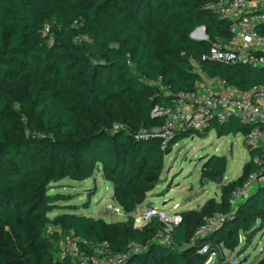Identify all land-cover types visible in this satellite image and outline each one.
<instances>
[{"label":"trees","instance_id":"trees-1","mask_svg":"<svg viewBox=\"0 0 264 264\" xmlns=\"http://www.w3.org/2000/svg\"><path fill=\"white\" fill-rule=\"evenodd\" d=\"M211 1L0 0V264H75L69 256L57 257V243L69 229L86 239L89 251L103 242L117 252L129 242L146 245L123 264H204L212 253L211 264H222L221 246L236 247L235 228L247 242L258 230L238 226L244 214L259 220L257 228L264 226L261 186L233 209V220L227 217L217 230L195 236L205 218L232 209L229 195L259 167L252 158L261 156L260 149L250 151L240 177L223 185L219 201L182 216L170 245L151 242L162 227L157 218L141 229L134 226L132 214L158 184L165 155L159 139L134 133L161 122L151 110L170 98L162 87L185 92L202 75L219 76L239 89L264 84V67L203 57L228 30V22L207 8ZM198 26L208 39L190 37ZM113 109L121 111L110 115ZM119 120L127 130L112 129ZM248 127L231 115L205 131L221 137ZM190 134L178 131L168 148ZM225 164V156L212 154L202 173L218 182ZM97 166L113 184L127 222L70 211L50 216L59 208L73 209L58 203L64 196L51 193L52 185L66 177L88 179ZM204 243L208 249L202 252ZM245 264H264V256Z\"/></svg>","mask_w":264,"mask_h":264},{"label":"built area","instance_id":"built-area-1","mask_svg":"<svg viewBox=\"0 0 264 264\" xmlns=\"http://www.w3.org/2000/svg\"><path fill=\"white\" fill-rule=\"evenodd\" d=\"M207 8L218 19L228 22V30L226 36H217L211 41L209 50L203 57L224 64L264 67V33L261 31L264 26V0H212ZM190 37L195 40L208 39L203 26L196 27ZM162 89L163 94L170 98L164 104L155 103L151 110L152 116L159 117L161 122L141 127L134 133L135 138L159 139L161 148L166 151L178 131L191 130L198 133L206 130L212 123H221L233 115L249 126L242 133L245 147L249 151L260 149L261 156L254 155L252 161L259 167L232 189L228 199L230 207H237L251 192L264 186V84L239 89L219 76L202 75L191 90L171 93L167 86ZM112 129L127 130V127L123 123H115ZM227 217V213L217 212L205 218L198 226L195 236H204L217 230ZM152 218H157L162 227L151 242L170 245V233L173 226L181 222V214L167 213L153 203L149 208L144 205L136 216L134 226L141 229ZM86 243L85 238L69 229L61 234L57 243V257L69 256L74 259L75 264H123L130 253H140L146 248V245L129 242L125 251L117 252L107 242H103L101 246L89 251L85 248ZM207 249L206 243L200 248L202 252ZM214 257L215 254L212 253L207 262ZM222 264L238 262L228 256Z\"/></svg>","mask_w":264,"mask_h":264},{"label":"rangeland","instance_id":"rangeland-1","mask_svg":"<svg viewBox=\"0 0 264 264\" xmlns=\"http://www.w3.org/2000/svg\"><path fill=\"white\" fill-rule=\"evenodd\" d=\"M120 111V109H113L109 114H119ZM98 114L101 117L107 115L103 111ZM91 116L89 115L90 118ZM116 122L126 123L124 120ZM212 154L225 156V170L220 181L207 180L205 182L202 165L206 157ZM250 158V151L245 147L242 133H230L217 137L215 131L211 129L194 132L179 139L164 155L158 184L147 192L144 202L137 205L132 215L136 219L142 207L148 202H152L157 208L167 213H180L181 217L201 211L208 201H219L223 185L240 177L244 163ZM52 187L51 193H60L64 196V199L59 200L58 203L62 206L73 207V209L59 208L52 211L50 216L70 211L100 218L106 222L122 224L127 222L121 206L113 197V184L107 181L100 171H94L92 177L83 181L66 177L53 184ZM90 191L95 192L94 195L90 196ZM233 209L226 211L230 221L234 219ZM243 217L244 220L239 221L238 226L247 225L253 231L258 229L256 234L250 242H247L244 232L235 228L236 247L232 251L225 246H221L220 249L225 258L228 256L237 258L238 264L251 261L257 263L264 256V226L257 228L259 220L253 214H244ZM220 249H218L219 252ZM211 263H213V258L210 262H204V264Z\"/></svg>","mask_w":264,"mask_h":264},{"label":"water","instance_id":"water-1","mask_svg":"<svg viewBox=\"0 0 264 264\" xmlns=\"http://www.w3.org/2000/svg\"><path fill=\"white\" fill-rule=\"evenodd\" d=\"M205 38H203V40H204ZM169 149L170 148H168L166 151H165V153H168V151H169ZM97 171H100V168H99V166H97ZM207 180L208 179H205V182H207ZM152 206V202H148L147 204H146V207H151Z\"/></svg>","mask_w":264,"mask_h":264}]
</instances>
